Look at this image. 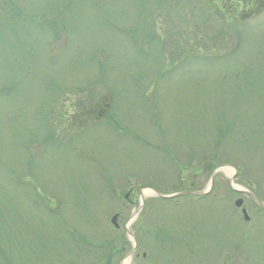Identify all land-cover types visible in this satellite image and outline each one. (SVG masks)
Segmentation results:
<instances>
[{
    "label": "rangeland",
    "instance_id": "obj_1",
    "mask_svg": "<svg viewBox=\"0 0 264 264\" xmlns=\"http://www.w3.org/2000/svg\"><path fill=\"white\" fill-rule=\"evenodd\" d=\"M216 1L0 0V264H264V0Z\"/></svg>",
    "mask_w": 264,
    "mask_h": 264
},
{
    "label": "trees",
    "instance_id": "obj_2",
    "mask_svg": "<svg viewBox=\"0 0 264 264\" xmlns=\"http://www.w3.org/2000/svg\"><path fill=\"white\" fill-rule=\"evenodd\" d=\"M219 1V0H218ZM260 0H229V3L231 4V7L234 8V10L239 11V14H243V15H248V13L253 12L257 6H258V2ZM219 3V2H218ZM227 2L225 1H221L219 4H223L226 5ZM242 20H246V19H242Z\"/></svg>",
    "mask_w": 264,
    "mask_h": 264
},
{
    "label": "flooded vegetation",
    "instance_id": "obj_3",
    "mask_svg": "<svg viewBox=\"0 0 264 264\" xmlns=\"http://www.w3.org/2000/svg\"><path fill=\"white\" fill-rule=\"evenodd\" d=\"M240 196H243L242 197V199L244 200V205H243V208H244V206H245V203H246V200H245V198H252L253 199V202L254 203H256V208H257V210L258 209H260V211H262L263 213H264V201H262L261 200V198H259V197H257V196H255L254 194H251V193H244V194H241ZM245 208H246V206H245ZM241 211H242V209H241ZM246 211L248 212V213H250V211L246 208ZM253 218H251V220H252Z\"/></svg>",
    "mask_w": 264,
    "mask_h": 264
},
{
    "label": "bare ground",
    "instance_id": "obj_4",
    "mask_svg": "<svg viewBox=\"0 0 264 264\" xmlns=\"http://www.w3.org/2000/svg\"><path fill=\"white\" fill-rule=\"evenodd\" d=\"M224 172H225V175L231 176V173H230V171L228 169H225ZM144 195H151V192L150 191H145Z\"/></svg>",
    "mask_w": 264,
    "mask_h": 264
},
{
    "label": "water",
    "instance_id": "obj_5",
    "mask_svg": "<svg viewBox=\"0 0 264 264\" xmlns=\"http://www.w3.org/2000/svg\"><path fill=\"white\" fill-rule=\"evenodd\" d=\"M241 204H242V201H239V202L237 203L238 206H241Z\"/></svg>",
    "mask_w": 264,
    "mask_h": 264
}]
</instances>
